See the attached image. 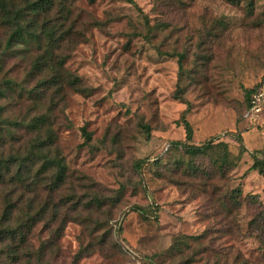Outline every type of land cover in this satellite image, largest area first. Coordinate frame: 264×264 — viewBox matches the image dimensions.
Instances as JSON below:
<instances>
[{"label":"rangeland","instance_id":"rangeland-1","mask_svg":"<svg viewBox=\"0 0 264 264\" xmlns=\"http://www.w3.org/2000/svg\"><path fill=\"white\" fill-rule=\"evenodd\" d=\"M70 10L71 31L49 65L65 60L63 75L79 78L88 92H76L66 77L57 93L38 90L49 70L29 74L42 54L35 45L30 52L17 46L0 65V84L13 79L24 89L22 98L19 90L1 102L9 122L44 114L57 137L71 185L56 201L77 196L102 202L66 218L51 264H215L218 255L229 264H264L257 233L250 236L247 202L242 201L236 234H229L231 223L215 218L200 181L177 172L179 162L188 167L182 149H169L185 141L180 120L188 103L194 143L213 140V151L227 153L233 168L208 189L220 190L215 201L241 187L242 199L255 195L264 204V178L249 171L254 156L264 158V115L256 124L244 117V89L264 74V0H254L252 13L247 1L234 6L228 0H79ZM8 33L0 23V50ZM83 130L92 136L88 145ZM30 138L21 130L7 141L16 150ZM195 165L211 168L212 162L198 159ZM207 229L225 251L180 256L173 248L177 237ZM47 238L40 226L34 244Z\"/></svg>","mask_w":264,"mask_h":264},{"label":"trees","instance_id":"trees-1","mask_svg":"<svg viewBox=\"0 0 264 264\" xmlns=\"http://www.w3.org/2000/svg\"><path fill=\"white\" fill-rule=\"evenodd\" d=\"M79 0H0V23L9 30L8 37L3 49L0 50V65L17 51V46H25V51L30 52V48L35 45L37 52L42 51L32 61L30 75H41L45 73V68L49 70L48 76L39 80V88L48 90L56 88V93L61 91V82L66 77L67 85L76 92H88L80 86V79L72 75L64 76L62 69L65 60L60 59L56 65H49L55 51L60 49L66 41V35L71 31L68 27L73 20L70 7ZM94 2L95 0H91ZM232 5H241L247 1L250 13L254 10V0H228ZM134 4V0H127ZM0 48H2L0 46ZM184 55L179 56V70L183 71ZM263 75L259 82L252 88L244 89L246 100L245 112L248 110L253 94L260 88ZM65 82V81H64ZM60 86V88H58ZM19 98L23 97L24 89L19 84L9 79L0 84V151L10 149V153L0 157V264H51L52 258L59 252V241L64 235L68 221L66 218L72 214L80 216L82 211H89L94 206L100 207L102 202L95 198L85 200L84 197H62L56 201L57 195L71 185L69 181L66 160L61 155L57 146V137L51 129L46 115L35 117L29 122L10 123L6 106L1 103L7 99L14 98L18 93ZM39 92H42L41 90ZM183 91L179 90L176 98L183 99ZM190 105L184 111L180 122L185 129V141L175 142L170 146L181 148L185 157L189 159L187 168L184 163L179 162L175 166L177 172H183L190 180H199L206 194L207 202L213 215L228 220L233 229H229V234L235 235L237 224L242 207V201L247 202L251 213L249 222L250 236L258 238L264 249V204L255 195H250L244 199L241 187L234 188L229 194L221 195L218 202L215 198L219 194V189L212 187V182L216 179L222 180L232 171L229 156L225 152H214L213 140H208L201 144L193 141L194 131L191 123L187 120L190 113ZM9 123V125H8ZM13 126V127H11ZM145 133L150 135V129L143 127ZM25 130L31 136L23 147L12 150V142L7 139H15L17 132ZM85 145H88L92 136L83 130ZM236 141L243 143L241 136L230 133ZM20 142V140H18ZM198 159H208L212 162L211 168L195 165ZM159 159H154L153 163H158ZM145 161H141V167ZM201 166V167H200ZM250 172H257L264 178V158L254 156L253 165ZM44 192L45 199H40L41 192ZM242 199V200H241ZM143 214V212L141 211ZM43 227L48 232V238L41 241L38 246L34 244V238L39 227ZM217 240L210 239V229L197 236H180L174 241L173 248L183 256L186 251H191L194 256H198L201 250L206 253L213 250L215 253L225 251L221 245H216ZM186 264L195 263L194 259H187ZM215 264H229L223 261V257H216ZM234 264V263H232ZM245 264V263H243Z\"/></svg>","mask_w":264,"mask_h":264},{"label":"built area","instance_id":"built-area-1","mask_svg":"<svg viewBox=\"0 0 264 264\" xmlns=\"http://www.w3.org/2000/svg\"><path fill=\"white\" fill-rule=\"evenodd\" d=\"M264 115V74L260 88L253 94L248 110L245 112V119L256 124Z\"/></svg>","mask_w":264,"mask_h":264}]
</instances>
